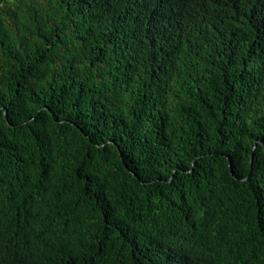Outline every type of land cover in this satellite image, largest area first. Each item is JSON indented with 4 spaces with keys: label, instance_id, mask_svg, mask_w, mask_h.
I'll use <instances>...</instances> for the list:
<instances>
[{
    "label": "trees",
    "instance_id": "1",
    "mask_svg": "<svg viewBox=\"0 0 264 264\" xmlns=\"http://www.w3.org/2000/svg\"><path fill=\"white\" fill-rule=\"evenodd\" d=\"M0 264H264V0H0Z\"/></svg>",
    "mask_w": 264,
    "mask_h": 264
}]
</instances>
